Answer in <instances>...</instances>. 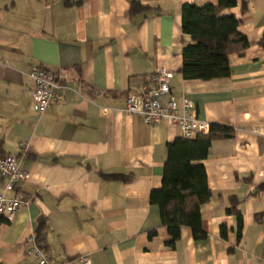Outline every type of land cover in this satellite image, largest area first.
I'll return each instance as SVG.
<instances>
[{
	"label": "crops",
	"instance_id": "crops-1",
	"mask_svg": "<svg viewBox=\"0 0 264 264\" xmlns=\"http://www.w3.org/2000/svg\"><path fill=\"white\" fill-rule=\"evenodd\" d=\"M186 3L218 0H0V156L18 155L31 174L7 192L26 205L0 218V264H37L35 245L54 264H82L85 254L95 264H264V0L222 12L240 20L249 47L230 55L229 77L209 81L182 76ZM35 66L56 74L61 98L43 114L33 105ZM161 66L174 74L180 109L186 96L200 119L234 129L203 161L208 238L183 228L174 248L150 194L181 132L126 108Z\"/></svg>",
	"mask_w": 264,
	"mask_h": 264
},
{
	"label": "trees",
	"instance_id": "trees-1",
	"mask_svg": "<svg viewBox=\"0 0 264 264\" xmlns=\"http://www.w3.org/2000/svg\"><path fill=\"white\" fill-rule=\"evenodd\" d=\"M237 3L238 0H218V4L197 6L186 3L182 6V76L185 80L209 81L230 76V55L249 47L248 38L239 30L240 20L236 15L222 14ZM233 136L232 127L211 123L207 133L194 138L180 136L168 142L162 187L151 192L150 203L159 207L161 224L170 235V247H175L183 228H190L197 241L208 238L202 224L201 208L210 201L212 191L203 161L208 157L214 140ZM239 203L232 198L227 211L237 216L238 235L241 236L243 215ZM156 232V229L151 230L149 236L153 237Z\"/></svg>",
	"mask_w": 264,
	"mask_h": 264
},
{
	"label": "built area",
	"instance_id": "built-area-1",
	"mask_svg": "<svg viewBox=\"0 0 264 264\" xmlns=\"http://www.w3.org/2000/svg\"><path fill=\"white\" fill-rule=\"evenodd\" d=\"M30 76L35 82L33 105L35 110L43 114L53 103L60 102L61 98L56 94L58 87L57 76L40 67H32ZM173 72L166 66H161L154 78L155 85L146 88L140 94H130L127 98V112L137 113L143 116L147 125H156L164 120L176 126L181 136L194 138L200 133H207L210 123L198 117L195 104L190 98H182V109L177 100L171 97V80ZM106 111V110H104ZM26 147V145H25ZM0 176L5 180L3 188H0V218L11 221L17 211L26 205L20 195L9 197L7 192L14 191L19 184L30 179L31 174L21 166L18 155L0 156ZM37 256V264H54L36 245L32 249ZM82 264H95L90 254L80 256ZM65 264H74L68 261Z\"/></svg>",
	"mask_w": 264,
	"mask_h": 264
}]
</instances>
